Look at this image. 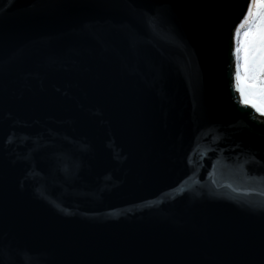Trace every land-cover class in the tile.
Wrapping results in <instances>:
<instances>
[{"label":"water","instance_id":"obj_1","mask_svg":"<svg viewBox=\"0 0 264 264\" xmlns=\"http://www.w3.org/2000/svg\"><path fill=\"white\" fill-rule=\"evenodd\" d=\"M243 3L0 0V264H264Z\"/></svg>","mask_w":264,"mask_h":264},{"label":"snow or ice","instance_id":"obj_2","mask_svg":"<svg viewBox=\"0 0 264 264\" xmlns=\"http://www.w3.org/2000/svg\"><path fill=\"white\" fill-rule=\"evenodd\" d=\"M230 36L233 68L229 82L239 103L264 118V0H244Z\"/></svg>","mask_w":264,"mask_h":264},{"label":"rangeland","instance_id":"obj_3","mask_svg":"<svg viewBox=\"0 0 264 264\" xmlns=\"http://www.w3.org/2000/svg\"><path fill=\"white\" fill-rule=\"evenodd\" d=\"M241 35L243 36V30H242V32H241Z\"/></svg>","mask_w":264,"mask_h":264}]
</instances>
